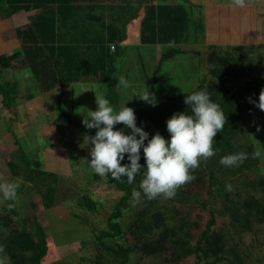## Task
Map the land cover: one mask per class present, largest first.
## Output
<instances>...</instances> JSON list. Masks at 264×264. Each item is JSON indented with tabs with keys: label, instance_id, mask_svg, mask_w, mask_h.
Masks as SVG:
<instances>
[{
	"label": "trees",
	"instance_id": "16d2710c",
	"mask_svg": "<svg viewBox=\"0 0 264 264\" xmlns=\"http://www.w3.org/2000/svg\"><path fill=\"white\" fill-rule=\"evenodd\" d=\"M119 1L123 2V0ZM119 6L123 7H116L115 12H111L108 8L106 10L109 11L106 13H97L98 6L95 0H0V13L2 15L10 13L13 22L10 32L2 35L3 39L9 41L15 38L20 44L17 50L0 55V95L3 96L5 109L8 110L5 113L0 112V119L14 136L17 135L12 126L20 115L18 106L15 105L19 97V81L10 79L2 82L5 70L9 73L13 70L18 73L29 71V75H23V77L31 75L35 77L41 91L49 101L48 104L58 116L86 134L95 135L97 130L86 129L82 124V117L79 116L82 107L81 95H76L78 99L74 98L71 105L69 100L65 99L67 85L79 81L87 83L97 81L100 92L117 110L126 104L130 107L132 102L128 99L123 102V96L115 88L119 79L115 77L116 62L123 53L119 44L116 42L118 50H112L109 46V52H107L99 40L102 35L92 38L86 31L98 32V26L104 28V24H108L111 31L119 32V42L137 44L159 42L179 45L188 39L195 41L198 38L195 32L191 37L188 36L192 25V15L184 4L173 3L170 0H126ZM83 8L87 9L84 14L85 23L90 21V24H82L74 16ZM119 16L125 17L123 22ZM140 19L142 24H139ZM135 26H137L136 32ZM111 36L116 35L114 33L109 35L110 42H113L114 39ZM209 47V73L219 82L207 88L200 84L191 92L166 98L165 102H161L162 96L155 93L156 87L151 86L149 90H143L149 93L152 91L157 98V104L152 106L144 101L143 107L138 106L135 109L137 124L149 132L150 138L157 132L169 138L167 120L176 112L190 111L185 104V96L192 92L207 90L226 118L223 131L218 132L214 138L216 153L225 156L243 151L249 153V158L241 164V167L249 169L259 164L264 165V161L251 156L258 143L245 137L243 132L244 124L256 109V103L250 102V98L258 102L260 92L264 89V64H259L262 63L263 58L260 57L259 63H255L257 48L254 45L251 46L250 51L245 50L241 45L211 44ZM260 47H264V44ZM180 53L186 55V51L174 46L160 55L152 80L154 84L158 80L163 63L176 62V55ZM257 65L260 66L257 67ZM147 77L152 82L148 74ZM34 96L29 88L27 98L33 99ZM76 112L78 115L74 117ZM59 126L63 127L62 124ZM119 126L124 127L123 124ZM48 142H52V137H48ZM141 153L140 163L144 164L143 149ZM23 157L29 158L24 151ZM27 163L28 168L36 169V173L28 175L29 180L34 181L42 163L30 159ZM122 163H128L127 156ZM8 164L15 175H21L20 167L15 161L9 158ZM215 167V163L205 165L204 161L201 162V167L192 173L195 179L177 190L175 196L179 206H170L172 211L168 206L162 207L159 204L162 197L154 200L142 199L140 210L130 230L131 237L135 241L133 247H127L123 243L107 244L105 241L106 239L120 241L118 238L126 237V230L121 220L131 208L132 191L139 190L143 177L138 175L132 184L127 182L126 177L110 182L111 186L114 184L115 188L122 193L109 215L108 228L97 235L104 252L117 256L116 264H129L136 249H140L144 253L142 256L146 257L160 254L171 264H183L188 256H195L196 264H246L235 246H232V249L229 248V239L219 225L218 216L228 217L233 226L246 231L254 230L255 223H264V176L243 181L241 190L234 195L231 190H227L224 181L217 178ZM234 168L229 167L225 173L231 172ZM217 186L220 198L218 195L215 196V203L209 207V221L193 243L195 236L191 229L197 227L199 223L191 220L190 209L200 200L201 189L208 188V193L213 195V189ZM49 188L53 193L57 191L53 185ZM22 189L20 187L19 194ZM46 199L44 204L54 205V194L50 193L49 199ZM217 202L221 204L220 209L215 208L218 207L215 205ZM80 205L92 210L95 209L96 201L87 193L82 196ZM181 205L187 206L189 210L182 212ZM204 207H208L207 202H204ZM169 212L171 216L168 215ZM10 213L19 218L21 228L15 227L7 231L0 223V248L3 249L0 254H7L13 264H46L45 260L49 253V234L44 226L45 223L41 221L38 214L22 215L17 202L15 207L10 208ZM169 219L175 224L177 222L178 227L171 225ZM3 220L6 221V226L10 227L14 218L7 215L3 217ZM229 252L230 257H228Z\"/></svg>",
	"mask_w": 264,
	"mask_h": 264
},
{
	"label": "rangeland",
	"instance_id": "374dc122",
	"mask_svg": "<svg viewBox=\"0 0 264 264\" xmlns=\"http://www.w3.org/2000/svg\"><path fill=\"white\" fill-rule=\"evenodd\" d=\"M125 1L95 0V4L98 6L97 13H106L109 11L106 10L108 8L113 12L116 7H123L119 5L124 4ZM193 1L199 3L198 0ZM249 3H252V8L249 7L248 9L239 7V9L231 10L229 5H225L222 8L216 5L210 7L212 9L210 25L212 28L213 26L214 28H220L221 34L216 29H213V32L210 33L206 32L207 26L202 31L201 27L204 23L206 11L205 9L193 8L192 10L195 9L194 16L188 36L191 37L192 33L195 32L198 38L195 41L179 45H174L173 43L160 45L152 43H122L119 42V32L116 30L111 31L108 24H104V28L98 26V32L93 30L86 31L85 28L84 30L92 38H95V36L98 38V36L102 35L99 40H101L103 48L107 52H109V46L111 47L116 42L119 44V48L123 53L117 58L115 77L125 76L129 80L131 87L124 89L116 86L115 88L124 97H122V101L130 100L132 102L130 107L135 110L138 106L141 105L143 107L145 105L143 100L134 97L133 93L136 87L137 91L149 90L151 86L156 87L155 93L162 96L161 102H165L166 98L191 92L200 84L207 88V86L219 82L218 79L209 73L208 55L211 44L241 45L248 51L254 45L257 48L255 63H259V58L261 57L263 60L259 64H264V47H260L261 44H264V18L260 27L254 23V21L257 23L259 15L264 13V0H249ZM185 7L191 14L187 6ZM201 11L205 12L204 17L200 15ZM86 12L87 9L83 8L76 12L74 16L78 21H81L80 23L90 24V21L85 23L84 14ZM80 13L81 15H79ZM246 17L252 19V24L248 22ZM119 18L123 22L125 17L119 16ZM216 21L234 23V29L226 33V25L219 26ZM5 25V18H1V37H4L2 35H5L6 32H10L11 28H5ZM81 27L83 26L81 25ZM192 28L194 29L192 30ZM227 28L229 29L230 26L228 25ZM130 29L132 30V27ZM134 31H137V26H135ZM113 33L116 36L111 37L116 42H110L109 40V35ZM3 40L8 43L4 46H8L11 52L17 50L15 47L17 39ZM83 43H85L84 40ZM174 46L186 51V55L185 53L176 55V62L169 63V61H165L158 75V80L154 84L152 80L154 79V72L160 55ZM114 50H118V46ZM259 66L257 65V67ZM147 74L152 82L148 80ZM23 75L24 72L16 78L15 72L12 71V73H6L2 78V82L10 79L19 81V97L15 105L18 106L17 110L20 115L15 119L14 126H12L17 136H14L10 132L9 127L0 119V179L18 181L20 187L23 188L17 202L21 214L24 216L38 214L42 219L41 221L45 223L44 226L49 234V253L45 260L46 264H116L118 257L110 252H104L98 242L97 235H100L102 230L108 228L109 215L122 192L118 191L114 184L110 185V182L113 183L110 174L100 177L90 167L91 145L80 146L86 133L77 126L68 123L51 109L48 104L49 101L44 96L34 76L23 77ZM29 88L35 95L33 99L27 98ZM67 89L65 99L69 100L70 105L74 98L78 99L76 95H81L82 107L79 116L82 119L89 110H96V94L103 96L97 81L90 83L79 81L75 84L67 85ZM2 98L3 96H0V111L5 113L8 110L5 109ZM77 115L78 113L76 112L74 117H77ZM60 124L63 127H60ZM258 126L261 128L260 131H257ZM115 127L120 128L119 125ZM243 132L245 137L258 143L257 147L260 146V143L264 144V111L256 106L251 117L244 124ZM87 135L92 136V134ZM49 136L52 137L51 143L48 142ZM23 151L26 152L29 158L25 159L23 157ZM222 157L223 155L216 153L215 156L204 162L205 165L216 164L214 171L217 174V178L224 181L226 185H231V193L234 195L241 190L240 187H242L243 181L264 176L263 164L249 169L240 165L232 169L231 172L225 173L229 167L220 164L219 161ZM9 158L19 165L21 175H15L12 172L8 164ZM28 159L42 163L40 170H37L39 173L34 181L29 180L28 175L36 173V169L28 168ZM50 185L56 187L57 191L53 193L49 188ZM200 191V200L195 202L196 206L190 209L191 220L199 223L197 227L191 229L192 234L195 236L193 243L209 221V207L215 203V196L218 195L220 198L218 186L213 189V195L208 193V188ZM50 193L55 196V203L52 206L44 204L47 201L46 198L49 199ZM87 193L96 201L95 209L90 210L80 205L82 196ZM141 202L135 203L132 201L131 208L121 220L122 226L126 230V237L118 238L120 241L106 239L105 242L107 244L117 245L123 243L127 247L135 245L130 230H132V224L137 212L140 210ZM204 202L208 203L207 208L204 207ZM159 204L162 207L168 206V208L172 205L179 206L176 196L171 199L162 197ZM215 205L218 206L215 208L220 209V203L217 202ZM180 209L182 212L189 210L187 206L182 205ZM169 210L172 211L171 208ZM7 215L10 218H14L10 227L6 226V221L3 220V217ZM168 215L171 216V212ZM218 221L229 239V248L232 249V246H235L246 264H264V223H255L254 230L246 231L233 226L228 217L222 218L218 216ZM169 222L171 225L178 227L177 222L175 224L170 219ZM0 223L7 231H11L15 227L21 228L19 218L12 216L10 213L9 201H4L2 198H0ZM143 254L140 249H136L131 256L129 264H171L160 254L147 257L142 256ZM230 256L229 252L228 257ZM0 264H13V261L7 254L3 253L0 254ZM183 264H196L195 256H188L184 259Z\"/></svg>",
	"mask_w": 264,
	"mask_h": 264
},
{
	"label": "clouds",
	"instance_id": "9594fccd",
	"mask_svg": "<svg viewBox=\"0 0 264 264\" xmlns=\"http://www.w3.org/2000/svg\"><path fill=\"white\" fill-rule=\"evenodd\" d=\"M237 7H245L246 0H233ZM116 44H112L114 50ZM114 48V49H113ZM117 87H131L125 76L118 79ZM147 88V87H146ZM134 97L156 106L157 98L151 91H136ZM130 101V100H129ZM256 106L264 111V89L261 90ZM96 110H89L82 120L86 129H96L95 135H85L81 147H90V167L100 177L111 175L115 181L126 177L132 184L140 175L143 178L139 190L132 191V199L154 200L158 197L174 198L177 190L195 179L192 174L206 161L216 155L215 137L222 132L226 123L224 112L212 99L207 90L192 92L185 96L190 111L176 112L167 120L169 138L157 132L150 134L138 126L137 116L127 104L119 110L104 96L96 94ZM128 103V102H127ZM123 124V128L116 125ZM130 130L126 132L125 130ZM261 128L258 126L257 131ZM143 149L144 164H141ZM127 156L128 163H122ZM252 158L264 160V144L256 147ZM249 158V153L238 151L220 159L225 167H239ZM231 190V185H226ZM20 183L16 180L0 179V198L15 207L19 199ZM0 251H3L0 248Z\"/></svg>",
	"mask_w": 264,
	"mask_h": 264
},
{
	"label": "crops",
	"instance_id": "0c3cea01",
	"mask_svg": "<svg viewBox=\"0 0 264 264\" xmlns=\"http://www.w3.org/2000/svg\"><path fill=\"white\" fill-rule=\"evenodd\" d=\"M170 1H172L173 3H181V4H184L185 6H187V8L191 11V15H192L191 16V19L194 16V10L195 9H197V8H199L200 10L201 9H205V11H206V16L205 17H204V13L205 12H202V11L200 12V15L202 16V13H203V17H204V23H203V26L201 27V29H202V31H204L205 30V26H207L206 32H208V33L213 32V29H216L217 32L219 34H221L220 28H214V26L212 28V26L210 25V16H211V10H212L210 7L212 5L220 6L221 8L222 7H225V5H227V6L229 5V8H231V10L239 9V7H237L236 5H234L233 0H198L199 3H195L193 0H188L189 2H187V0H183V1L170 0ZM249 7L252 8V3H249V0H246V5L243 8L248 9ZM193 8H195V9L192 10ZM10 16L11 15L8 12L7 13H4V15H2L0 13V24H1V18H5V22H6L5 28H8V27L9 28H12L13 27L12 18ZM263 18H264V13L263 14H260L259 17H258L257 23H256V21H254V23L258 27H260L261 26V23L263 21ZM247 20H248L249 23L252 24V19H248L247 18ZM216 22H217V24H219V26H221V25L224 26V24L226 25L225 26V32L226 33H227V31H232V29H234V23H231V22H228V21H221V22L220 21H216ZM139 24H142L141 23V19L139 20ZM228 25L230 26L229 29L227 28ZM216 30H215V35H216ZM217 36H218V34H217ZM113 42H116V41H113ZM186 42H192V41L188 39L187 41H185L183 43H186ZM215 43H218V42H215ZM5 44H8V43L5 42L3 40V37L0 36V49H1L0 51H3V52H0V55L1 54H8V53L11 52V50L8 49V46L7 47L4 46ZM16 44L17 45H15V47L16 48L19 47L20 44L18 42ZM152 44L160 45V44H170V43H159V42H157V43H152ZM13 71L15 72L16 78H18V76L23 73V72L22 73H18V71H15V70H13ZM6 73L9 74V72L5 70L4 76H5ZM10 73H12V72H10ZM28 73H29V71H24V75H27ZM25 77H29V76H25ZM1 81H2V79H1ZM0 96H2V95H0Z\"/></svg>",
	"mask_w": 264,
	"mask_h": 264
}]
</instances>
